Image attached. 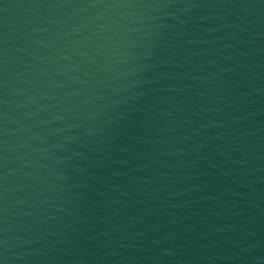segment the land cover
Returning <instances> with one entry per match:
<instances>
[{
    "label": "water",
    "instance_id": "1",
    "mask_svg": "<svg viewBox=\"0 0 264 264\" xmlns=\"http://www.w3.org/2000/svg\"><path fill=\"white\" fill-rule=\"evenodd\" d=\"M0 264H264V0H0Z\"/></svg>",
    "mask_w": 264,
    "mask_h": 264
}]
</instances>
